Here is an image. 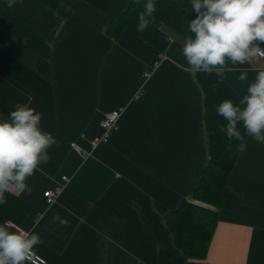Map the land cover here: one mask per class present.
<instances>
[{"label": "crops", "instance_id": "1", "mask_svg": "<svg viewBox=\"0 0 264 264\" xmlns=\"http://www.w3.org/2000/svg\"><path fill=\"white\" fill-rule=\"evenodd\" d=\"M102 20L85 0H0V122L31 98L42 130L59 140L44 174L28 179L30 196L5 193L0 225L39 233L35 253L48 264H157L158 251L172 246L167 215L183 200L198 202L191 194L210 160L228 171L230 190L207 263L264 264V143L240 122L247 150L233 139L226 151L227 122L216 112L224 100L239 103L264 60L229 62L217 83L216 72L188 66V30L160 54L127 30L112 40L97 27ZM244 70L247 81L238 78ZM112 109L116 124L92 144ZM58 185L47 203L43 192Z\"/></svg>", "mask_w": 264, "mask_h": 264}, {"label": "clouds", "instance_id": "2", "mask_svg": "<svg viewBox=\"0 0 264 264\" xmlns=\"http://www.w3.org/2000/svg\"><path fill=\"white\" fill-rule=\"evenodd\" d=\"M15 2L7 0L8 7ZM191 4L195 17L188 22L190 35L184 40L182 54L193 72H216L220 83L229 62L237 66L264 59V0H191ZM156 10L155 0H147L138 14L139 32L155 20ZM238 78L247 81V70ZM31 102V98L28 103L18 102L9 120L0 122V204L6 203V192L30 196L33 189L28 179L36 171L44 174L42 165L51 159L49 149L59 145L52 133L42 130L43 113L31 108ZM216 112L227 122L220 127L228 138L226 151H231L233 139L242 141L237 151L247 150L245 137L237 128L240 122L247 136L264 143V70L258 71L238 104L224 100ZM59 219L53 217L54 222ZM8 228V221L0 225V264H26L44 241L34 230Z\"/></svg>", "mask_w": 264, "mask_h": 264}, {"label": "trees", "instance_id": "3", "mask_svg": "<svg viewBox=\"0 0 264 264\" xmlns=\"http://www.w3.org/2000/svg\"><path fill=\"white\" fill-rule=\"evenodd\" d=\"M85 1L103 14L102 23L97 27L112 40H118L127 30L160 54L174 37H185L189 20L195 17L191 0H155V20L147 30L139 32L138 14L147 0L139 3L136 0ZM42 66V61H38L37 67ZM228 176L226 169L210 160L201 168L191 194L198 202L183 200L167 215L165 223L172 246L158 251L157 264H208L206 254L218 220L217 208L230 190Z\"/></svg>", "mask_w": 264, "mask_h": 264}, {"label": "built area", "instance_id": "4", "mask_svg": "<svg viewBox=\"0 0 264 264\" xmlns=\"http://www.w3.org/2000/svg\"><path fill=\"white\" fill-rule=\"evenodd\" d=\"M264 60V59H262ZM119 116V110L112 109L105 113L104 117L100 121V125L102 127V135L92 141V144H96L100 140H106L110 131L113 129L114 125L116 124V121ZM63 180H65V177H63ZM62 185L56 186L54 189H47L43 192V195L45 197V200L47 203H52L56 196L58 195V192L60 191ZM9 222V225L12 226L15 230L17 228H20L16 226L14 223ZM14 230V231H15ZM32 264H48V262L39 254L35 253V255L32 257L31 261Z\"/></svg>", "mask_w": 264, "mask_h": 264}]
</instances>
